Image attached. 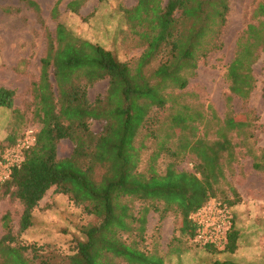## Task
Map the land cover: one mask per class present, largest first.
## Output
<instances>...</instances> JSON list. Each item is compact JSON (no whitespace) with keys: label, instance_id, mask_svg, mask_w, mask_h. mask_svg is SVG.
Masks as SVG:
<instances>
[{"label":"trees","instance_id":"16d2710c","mask_svg":"<svg viewBox=\"0 0 264 264\" xmlns=\"http://www.w3.org/2000/svg\"><path fill=\"white\" fill-rule=\"evenodd\" d=\"M62 1L52 10L55 20ZM84 3L71 0L68 9L78 13ZM29 4L38 10L35 2ZM229 11L230 0H137L124 14L129 32L144 51L129 62L57 23L47 35L40 78L33 83L37 142L0 185V198L10 197L23 206L17 233L10 213L1 218L0 264H166L159 251L146 245L151 211L159 214L158 230L173 213L181 235L214 253L229 254L215 264H234L232 256L241 239L235 216L224 250L195 242L198 225L190 217L212 199L233 215L241 203L225 170L236 160L237 146L249 143L252 148V121L248 112L236 114L231 107L234 98L248 102L255 90L253 65L264 52V22L259 20L264 17V1L253 10V21L239 36L227 67L228 113L219 122L216 139L198 136L197 123L206 113L203 104L188 100L195 94L185 92L199 62L222 48L219 40ZM106 79V96L92 102L89 88ZM15 96V91L0 87V110L12 111L17 121L5 140L7 148L23 137V114L15 108ZM93 121L105 122L101 134L91 130ZM63 140L72 142L74 150L59 158ZM145 152L150 153L144 162ZM260 152L253 154L254 168L264 173V151ZM187 155L196 158L194 172L177 168L175 161ZM161 158L175 161L162 171ZM53 188L94 218L78 236H70L68 253L50 242L25 245L19 240L32 230L54 236V229L37 223L35 216ZM172 247L169 256L183 254Z\"/></svg>","mask_w":264,"mask_h":264},{"label":"rangeland","instance_id":"374dc122","mask_svg":"<svg viewBox=\"0 0 264 264\" xmlns=\"http://www.w3.org/2000/svg\"><path fill=\"white\" fill-rule=\"evenodd\" d=\"M70 1H62L59 19L55 20L52 10L58 0H0V87L15 91V108L23 114V122L19 123L20 137L29 127L39 130L34 118L36 104L33 83L38 82L40 78L41 59L47 48V35L54 32L58 22L64 23L78 37L110 50L122 62L139 59L144 51L129 32L124 14L125 9L137 5V0H85L78 13H72L68 9ZM262 1L264 0H230L227 23L219 40L222 48L211 53L207 59L201 60L196 75L190 78L185 92L195 96L189 95L188 100L203 104L206 113V119L197 123L200 137L206 136L210 140L217 138L219 122L224 120L228 113L227 97L230 91L225 77L226 70L235 57L239 36L251 22L253 10ZM29 2H35L38 10ZM259 20L264 22V17ZM258 55L253 65L256 84L251 99L244 103L234 98L231 107L236 114L249 113L252 121L250 131L253 134L252 148L248 147L249 143L247 147L243 144L237 146L236 160L225 170L227 181L241 196V203L234 207L233 216L237 226L244 232L241 247L246 254L236 259L238 264H263V261H257L255 255L258 250L264 249V173L255 170L253 157V154L260 155V151H264V52L260 51ZM108 89V79L96 83L89 88V99L94 102L104 98ZM14 117L12 111L0 110V145L6 146L4 150L0 149V162L12 149L7 148L5 140L16 128L14 126L17 121ZM104 126L105 122L102 121L91 122V130L96 135L103 132ZM237 139L240 142V138ZM73 150L72 142L61 141L58 145L59 158L71 156ZM149 153L145 152L144 162ZM171 161L170 158H161L159 169L164 171ZM175 162L179 170H195L194 156L187 155ZM7 172V169L0 167V185L4 184ZM1 192L0 190V195ZM218 199L224 201V198ZM22 211L20 201L10 197L0 198V238L4 233L2 216L11 214L14 232L17 233ZM35 216L37 223L44 222L46 227H43L55 230H52L54 236L48 235V231L37 234L32 230L23 234L19 238L20 242L25 245L50 242L58 246L63 253L69 252L72 235L78 236L80 230L94 220L82 212L81 208L73 206L68 196L57 193L55 188L41 201ZM158 221L159 214L151 211L146 245L151 251H159L165 257L166 264H215L223 262L227 259L226 256H229L226 252L214 253L197 246L189 237L181 235L178 229L179 219L173 213L168 214L159 230ZM70 225H73L71 230L67 227ZM61 237L65 239L55 243ZM170 247L183 250V254L169 256Z\"/></svg>","mask_w":264,"mask_h":264},{"label":"built area","instance_id":"2783aa9c","mask_svg":"<svg viewBox=\"0 0 264 264\" xmlns=\"http://www.w3.org/2000/svg\"><path fill=\"white\" fill-rule=\"evenodd\" d=\"M37 135L38 130L35 127H29L17 145L1 160L0 167L8 171L3 181L9 179L14 167H19L23 163L25 153L35 146ZM190 219L198 225L195 242L202 246H214L217 250L225 249L229 233L234 225V216L230 208L212 199Z\"/></svg>","mask_w":264,"mask_h":264},{"label":"crops","instance_id":"0c3cea01","mask_svg":"<svg viewBox=\"0 0 264 264\" xmlns=\"http://www.w3.org/2000/svg\"><path fill=\"white\" fill-rule=\"evenodd\" d=\"M238 229L240 230V241H239V247L238 249L236 250V252L233 254L232 256V260L235 262V263H239V262H236V259L239 257V256H244L246 253L243 251V248L241 247V242H242V238H243V235H244V232L241 230V227H238ZM259 252H256L255 255L257 257V261H263L262 263L264 264V249L262 250H258ZM245 253V254H244ZM242 260V259H241Z\"/></svg>","mask_w":264,"mask_h":264}]
</instances>
